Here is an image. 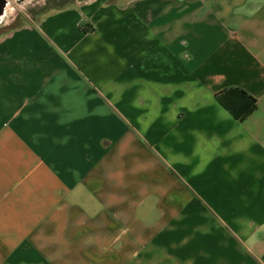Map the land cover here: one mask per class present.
<instances>
[{
	"label": "crops",
	"instance_id": "crops-1",
	"mask_svg": "<svg viewBox=\"0 0 264 264\" xmlns=\"http://www.w3.org/2000/svg\"><path fill=\"white\" fill-rule=\"evenodd\" d=\"M49 4L0 33V264H264V0Z\"/></svg>",
	"mask_w": 264,
	"mask_h": 264
},
{
	"label": "trees",
	"instance_id": "trees-1",
	"mask_svg": "<svg viewBox=\"0 0 264 264\" xmlns=\"http://www.w3.org/2000/svg\"><path fill=\"white\" fill-rule=\"evenodd\" d=\"M218 101L240 122H245L258 109V100L240 88L222 91Z\"/></svg>",
	"mask_w": 264,
	"mask_h": 264
},
{
	"label": "flooded vegetation",
	"instance_id": "flooded-vegetation-1",
	"mask_svg": "<svg viewBox=\"0 0 264 264\" xmlns=\"http://www.w3.org/2000/svg\"><path fill=\"white\" fill-rule=\"evenodd\" d=\"M50 2V0H21L20 3H13L11 8L14 11V18L8 23L11 24L15 22L19 16L26 15L27 13L31 12V9L43 8L44 6H47Z\"/></svg>",
	"mask_w": 264,
	"mask_h": 264
},
{
	"label": "water",
	"instance_id": "water-1",
	"mask_svg": "<svg viewBox=\"0 0 264 264\" xmlns=\"http://www.w3.org/2000/svg\"><path fill=\"white\" fill-rule=\"evenodd\" d=\"M21 0H0V28L14 18V11L11 8L13 3H20ZM13 12V13H12Z\"/></svg>",
	"mask_w": 264,
	"mask_h": 264
},
{
	"label": "rangeland",
	"instance_id": "rangeland-1",
	"mask_svg": "<svg viewBox=\"0 0 264 264\" xmlns=\"http://www.w3.org/2000/svg\"><path fill=\"white\" fill-rule=\"evenodd\" d=\"M50 1H52V0H50ZM54 1H56V0H54ZM43 8H44V9H43ZM43 8H35V9H31V10H30L31 12L27 13L26 15H21V16H19V17L17 18V20H16L15 23H19V22L22 23V22H27V21H29V20H36V19H38V18L40 17V14H42V12L51 9L50 4H48V6H44ZM12 13H13V12H12ZM15 23H14V24H15ZM8 25H9V26H8ZM12 25H13V24H12ZM12 25H10V23H8V24L2 26V27L0 28V33H3V32H5V31L9 30V29H10V26H12Z\"/></svg>",
	"mask_w": 264,
	"mask_h": 264
}]
</instances>
